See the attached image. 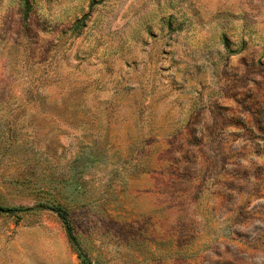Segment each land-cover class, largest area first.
I'll return each mask as SVG.
<instances>
[{"label":"rangeland","instance_id":"374dc122","mask_svg":"<svg viewBox=\"0 0 264 264\" xmlns=\"http://www.w3.org/2000/svg\"><path fill=\"white\" fill-rule=\"evenodd\" d=\"M264 264V0H0V264Z\"/></svg>","mask_w":264,"mask_h":264},{"label":"trees","instance_id":"16d2710c","mask_svg":"<svg viewBox=\"0 0 264 264\" xmlns=\"http://www.w3.org/2000/svg\"><path fill=\"white\" fill-rule=\"evenodd\" d=\"M33 208H13V207H3L0 206V212L7 213V214H13L20 211H27L31 210ZM34 209H46L49 210L57 215V217L61 220V222L64 225V228L67 232L68 238L71 241V243L75 246L77 251V257L79 259L80 264H96L93 263L90 258L87 256V254L83 251L79 244V240L77 238L76 230L74 225L71 222V219L69 217L68 211L61 206L60 204H39Z\"/></svg>","mask_w":264,"mask_h":264}]
</instances>
